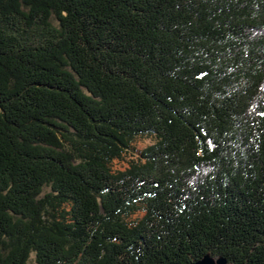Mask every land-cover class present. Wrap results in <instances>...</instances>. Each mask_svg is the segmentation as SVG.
<instances>
[{
    "label": "trees",
    "instance_id": "16d2710c",
    "mask_svg": "<svg viewBox=\"0 0 264 264\" xmlns=\"http://www.w3.org/2000/svg\"><path fill=\"white\" fill-rule=\"evenodd\" d=\"M206 254L264 264V0H0V264Z\"/></svg>",
    "mask_w": 264,
    "mask_h": 264
},
{
    "label": "rangeland",
    "instance_id": "374dc122",
    "mask_svg": "<svg viewBox=\"0 0 264 264\" xmlns=\"http://www.w3.org/2000/svg\"><path fill=\"white\" fill-rule=\"evenodd\" d=\"M156 140L154 139V136H146L137 138L135 142L132 144V149L124 155V158L121 160H115L114 163H112V170L117 171H125L129 167V163L131 161H139L140 160V152L146 149L148 146L154 144ZM144 213H136L132 217L129 218V221H136L143 217Z\"/></svg>",
    "mask_w": 264,
    "mask_h": 264
},
{
    "label": "water",
    "instance_id": "95a60500",
    "mask_svg": "<svg viewBox=\"0 0 264 264\" xmlns=\"http://www.w3.org/2000/svg\"><path fill=\"white\" fill-rule=\"evenodd\" d=\"M195 264H228V262L223 256L212 257L211 255L206 254Z\"/></svg>",
    "mask_w": 264,
    "mask_h": 264
}]
</instances>
